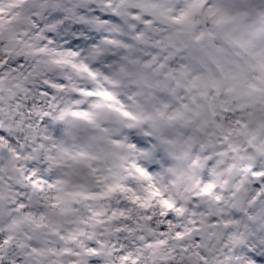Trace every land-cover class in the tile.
Instances as JSON below:
<instances>
[{"label": "clouds", "instance_id": "9594fccd", "mask_svg": "<svg viewBox=\"0 0 264 264\" xmlns=\"http://www.w3.org/2000/svg\"><path fill=\"white\" fill-rule=\"evenodd\" d=\"M0 264H264V0H0Z\"/></svg>", "mask_w": 264, "mask_h": 264}]
</instances>
